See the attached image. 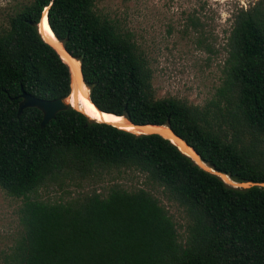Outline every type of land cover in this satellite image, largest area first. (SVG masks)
I'll return each instance as SVG.
<instances>
[{"label": "trees", "instance_id": "16d2710c", "mask_svg": "<svg viewBox=\"0 0 264 264\" xmlns=\"http://www.w3.org/2000/svg\"><path fill=\"white\" fill-rule=\"evenodd\" d=\"M95 1L31 0L0 29V189L22 199L9 264H264V187L233 188L213 173L264 184V0L236 12L220 85L202 107L156 99L134 35ZM46 9L99 111L169 127L209 171L158 134L96 122L77 108L43 129L40 110L17 116L22 92L46 101L70 96L69 66L37 29ZM111 172L142 175L161 189L183 212L185 240L144 189L112 184L66 202L35 197L52 184L79 187Z\"/></svg>", "mask_w": 264, "mask_h": 264}, {"label": "rangeland", "instance_id": "374dc122", "mask_svg": "<svg viewBox=\"0 0 264 264\" xmlns=\"http://www.w3.org/2000/svg\"><path fill=\"white\" fill-rule=\"evenodd\" d=\"M30 1L0 0V29ZM255 1L96 0L95 4L100 13L115 18L124 30L134 35L139 51L152 70L156 99L173 97L202 107L220 85L233 18L240 8L246 9ZM79 183V187L52 184L40 189L35 197L51 203L66 202L93 190L105 194L112 184H120L127 191L144 189L166 208L176 225L179 240H185L186 220L182 210L169 203L161 189L145 184L142 175L119 176L111 172ZM21 205L22 199L10 197L0 189V264H9L8 256L22 234Z\"/></svg>", "mask_w": 264, "mask_h": 264}, {"label": "water", "instance_id": "95a60500", "mask_svg": "<svg viewBox=\"0 0 264 264\" xmlns=\"http://www.w3.org/2000/svg\"><path fill=\"white\" fill-rule=\"evenodd\" d=\"M48 9V8H47ZM44 12V11H43ZM42 12V14H43ZM41 14V17L39 19V22L37 23V29H38V32L39 34L41 35L42 37V34L40 32V22L42 21V16ZM46 17H47V13H46ZM47 23H48V19H47ZM49 25V24H48ZM54 35V34H53ZM55 37V36H54ZM56 38V37H55ZM43 41L45 43H47L48 45H50L43 37H42ZM57 40V39H56ZM58 41V40H57ZM60 44H61V48L64 52V54L66 56H68L70 59H73V60H76L75 58H73L65 49L63 43H61L60 41H58ZM52 47V45H50ZM53 48V47H52ZM54 49V48H53ZM56 51V49H54ZM57 52V51H56ZM57 54L59 55V53L57 52ZM60 57V55H59ZM61 58V57H60ZM63 61V60H62ZM78 61V60H76ZM79 62V61H78ZM65 63V62H64ZM80 63V62H79ZM66 64V63H65ZM67 65V64H66ZM68 66V65H67ZM69 68V67H68ZM80 72H81V68H80ZM69 73H70V87H71V92H70V96L73 95L75 96V98L77 99L78 98V94H77V89L76 87H72V77H71V72H70V69H69ZM82 76V75H81ZM83 80V79H82ZM84 83V82H83ZM85 85V83H84ZM86 86V85H85ZM87 87V86H86ZM74 92V93H73ZM84 95V94H83ZM68 97V98H69ZM67 98V99H68ZM88 98H89V89H88ZM21 102L19 103L18 105V111H17V116H20L22 111L24 109H27V108H36L38 110H40L42 112V121L40 123V128L43 129L51 120H53L56 116L57 113L63 111V110H66L68 107H71L73 109H75L69 102H67V99L66 100H61V99H57V100H53V101H46V100H41V99H37L25 92H22L21 94ZM90 101V99H89ZM91 102V101H90ZM92 104V103H91ZM93 105V104H92ZM94 106V105H93ZM95 107V106H94ZM96 108V107H95ZM96 110L98 112H100L101 114L103 112L99 111L97 108ZM107 114V113H106ZM115 116V115H114ZM124 119V121L126 122L127 125L129 126H132L134 128H144V127H158V128H164L166 129L167 133H168V137H164L163 135H161L160 133H157V132H154V133H146V132H141L139 134H158L160 135L161 137L169 140L173 145H175L183 154H185L186 156H188L189 158H191L197 165H199L201 168H203L204 170L206 171H209V169L207 167H202L201 166V160L198 156V154L195 152V150L190 147L183 139H181L179 136H177L169 127L167 126H155V125H146V126H140V125H135L133 124L129 119L125 118V117H122ZM113 126V125H112ZM115 127V126H114ZM117 128V127H116ZM118 129H122V128H118ZM124 130V129H123ZM133 133V132H132ZM136 134V133H134ZM177 142V143H180L183 145V147L189 151V153L187 152H184L182 151L179 146L174 143ZM215 175H217L224 183H226L227 185L233 187V188H241V189H245V188H249L251 186H261V187H264V184H253V183H227L223 177L225 175L223 174H220V173H216V172H213Z\"/></svg>", "mask_w": 264, "mask_h": 264}, {"label": "bare ground", "instance_id": "6f19581e", "mask_svg": "<svg viewBox=\"0 0 264 264\" xmlns=\"http://www.w3.org/2000/svg\"><path fill=\"white\" fill-rule=\"evenodd\" d=\"M47 9L43 12L42 16V21L40 22V32L42 34V37L50 44L56 51L59 53L60 57L62 60L69 66L71 75H72V87H76L77 89V96L78 98L76 99L75 96L71 95L67 99V102H69L75 109H79L83 113H85L90 119L100 122V123H106L109 125H113L117 128H122L126 131L133 132L136 134H139L141 132H146V133H160L164 137H168V133L166 129L164 128H158V127H144V128H134L132 126H129L126 124L124 119L122 117H117L111 114H104L100 113L96 110V108L91 104L88 98V89H86V86L83 85V80L80 72V64L73 59H70L68 56H66L61 48V44L56 40L54 37L48 23H47V17H46ZM74 93V92H73ZM84 94V95H83ZM176 143L179 148L184 151L189 153L182 144ZM202 167H205L203 164H201ZM223 179L227 183H231L230 179L226 176L223 177Z\"/></svg>", "mask_w": 264, "mask_h": 264}]
</instances>
